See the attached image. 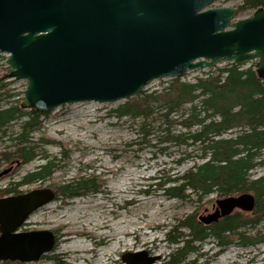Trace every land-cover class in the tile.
I'll use <instances>...</instances> for the list:
<instances>
[{
    "label": "water",
    "instance_id": "water-1",
    "mask_svg": "<svg viewBox=\"0 0 264 264\" xmlns=\"http://www.w3.org/2000/svg\"><path fill=\"white\" fill-rule=\"evenodd\" d=\"M215 1L0 0V54L8 56L1 81L27 82L21 109L32 114L116 103L156 80L222 63H255L264 85V8L240 18L238 8L210 9ZM55 199L48 188L0 199V262H37L54 251L52 232L18 230ZM255 207L251 193L230 196L199 221L209 226ZM160 260L146 252L123 256L126 264Z\"/></svg>",
    "mask_w": 264,
    "mask_h": 264
},
{
    "label": "rangeland",
    "instance_id": "rangeland-1",
    "mask_svg": "<svg viewBox=\"0 0 264 264\" xmlns=\"http://www.w3.org/2000/svg\"><path fill=\"white\" fill-rule=\"evenodd\" d=\"M241 1L216 0L210 9L234 8ZM7 57L0 54V83L10 98L1 102L0 108L17 105L25 116L0 133V155L13 153L8 162L0 156V196L8 189H16L11 196L47 188L56 192V199L34 212L18 232L49 231L56 236L57 243L54 251L40 261L0 264H126L123 261L125 254L139 252H146L148 258L161 257L156 264H171L173 254L181 246L169 242L177 235L175 230L191 214H196L199 219L213 213L216 201L221 198L217 194L197 196L191 190L187 191L190 196L187 200L170 198L166 189L172 185L159 187L157 184L176 180L201 164V152L161 142L163 134L158 130L168 128L162 124L164 112L160 111L148 119L116 114V110L128 103L138 104L143 97L141 95L116 103L68 104L48 113L33 114L36 126L33 130L24 131V123L32 119L27 116L32 114L30 111L21 109L27 82L1 81L7 73ZM227 64L195 70L180 80L193 83L211 71L225 68ZM173 80H156L143 92H163ZM179 117L172 116L169 120L176 121ZM144 124L153 133L146 138L142 130ZM170 129L175 134L184 131L176 123ZM239 131L235 129L226 137H234ZM21 135L27 137L29 143L26 145L33 148L35 155V160L28 164L16 156L19 144L15 139ZM257 161H264V152ZM49 162L53 164L49 177L25 184L24 178L28 174ZM250 176L253 180L264 177V164L250 172ZM81 177L95 179L97 190L73 199L57 193L60 185ZM235 214H241L244 219L254 218L252 213L240 210ZM105 223L108 228H104ZM147 224L153 228L138 232L137 238L134 233ZM85 229L91 233V238H75L67 242L70 236L65 235L66 231ZM177 231L189 233L187 229ZM238 231L257 237L258 241L243 246L237 235H231L229 239L233 242L221 247L217 239L210 238L197 243L199 251L190 253L184 264H264V221L253 229ZM102 233L114 237V240L109 244L99 243L98 235ZM154 237L158 238L156 242H153ZM64 252H70V257L62 255Z\"/></svg>",
    "mask_w": 264,
    "mask_h": 264
},
{
    "label": "trees",
    "instance_id": "trees-1",
    "mask_svg": "<svg viewBox=\"0 0 264 264\" xmlns=\"http://www.w3.org/2000/svg\"><path fill=\"white\" fill-rule=\"evenodd\" d=\"M236 8L239 16L247 17L257 9L264 8V0H242ZM3 86L0 83V103L10 98ZM141 96L138 104L128 103L116 110V114L148 119L160 111L164 112L162 124L168 125V128L158 130L163 134L161 142L197 148L201 152V164L195 165L176 180L157 184L159 187L172 185L166 189L170 198L187 200L189 190L202 197L217 194L220 198H226L252 193L256 198L252 219L235 214L207 226L199 221L196 214L187 216L177 230L187 229L189 233L186 235L175 230L177 235L169 241L172 245H181L173 254L171 264H184L190 253L199 251L196 244L210 238L217 239L221 247L233 242L229 239L231 235H237L243 246L258 241L257 237L238 231L253 229L264 221V177L253 180L250 176V172L264 164V161L256 162L264 152V85L257 76L255 64L242 69L229 63L225 68L211 71L193 83L174 79L163 92H143ZM176 115L179 119L169 120ZM23 116L17 105L0 108V133ZM27 116L32 119L24 123V131L33 130L36 126L35 116ZM175 123L184 131L175 134L170 129ZM147 128L148 125L142 126L144 138L153 134ZM235 129H240L236 136L226 137ZM15 140L19 144L17 158L26 164L34 161L33 148L26 145L29 143L27 137L21 135ZM12 155L2 153L0 156L8 162ZM52 167V162L39 167L24 178L25 184L45 180L51 175ZM15 190L2 191L0 198L11 196ZM96 190L95 179L81 177L60 185L57 193L73 199Z\"/></svg>",
    "mask_w": 264,
    "mask_h": 264
},
{
    "label": "bare ground",
    "instance_id": "bare-ground-1",
    "mask_svg": "<svg viewBox=\"0 0 264 264\" xmlns=\"http://www.w3.org/2000/svg\"><path fill=\"white\" fill-rule=\"evenodd\" d=\"M234 8H236V7H234ZM40 138H42V137H40ZM195 149H196V151H198L197 148H195ZM104 228H108L107 223L104 224ZM146 228H153V227L150 224L143 225L142 227L139 228V230H137L134 233L136 235V237L137 238L139 237L138 232H143ZM65 235L70 236V237H68L67 242L74 241L75 238H91V236H90L91 233L89 231H87L86 229L85 230H79V231L69 230V231L65 232ZM127 235L129 236L130 234L128 233ZM98 239H99L98 240L99 243L109 244L114 240V237L109 236L106 233H102L101 235H98ZM157 240H158L157 237L153 238V242H156ZM62 255L70 257L71 254H70V252H64V253H62Z\"/></svg>",
    "mask_w": 264,
    "mask_h": 264
}]
</instances>
